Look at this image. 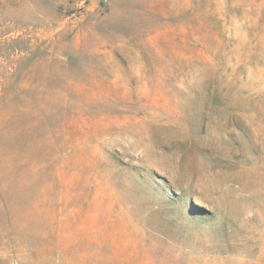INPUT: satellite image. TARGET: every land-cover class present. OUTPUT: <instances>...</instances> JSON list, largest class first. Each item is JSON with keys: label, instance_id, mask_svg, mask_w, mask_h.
Wrapping results in <instances>:
<instances>
[{"label": "rangeland", "instance_id": "1", "mask_svg": "<svg viewBox=\"0 0 264 264\" xmlns=\"http://www.w3.org/2000/svg\"><path fill=\"white\" fill-rule=\"evenodd\" d=\"M0 264H264V0H0Z\"/></svg>", "mask_w": 264, "mask_h": 264}]
</instances>
